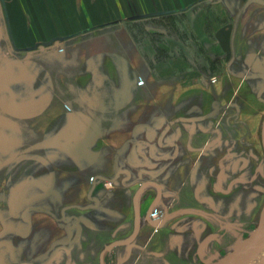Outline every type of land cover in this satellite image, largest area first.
Returning a JSON list of instances; mask_svg holds the SVG:
<instances>
[{"label": "crops", "instance_id": "crops-1", "mask_svg": "<svg viewBox=\"0 0 264 264\" xmlns=\"http://www.w3.org/2000/svg\"><path fill=\"white\" fill-rule=\"evenodd\" d=\"M164 13L221 69L139 47ZM263 212L264 0H0V264H213Z\"/></svg>", "mask_w": 264, "mask_h": 264}, {"label": "rangeland", "instance_id": "rangeland-1", "mask_svg": "<svg viewBox=\"0 0 264 264\" xmlns=\"http://www.w3.org/2000/svg\"><path fill=\"white\" fill-rule=\"evenodd\" d=\"M195 15V14H194ZM195 17L193 13L185 15L157 14L141 22L133 23L127 28L134 35L136 43L142 49H157L164 51L168 43L173 47L175 54L184 56L193 66L200 69L203 77L211 75L221 69L220 59L212 56V48L206 42H199L197 31L193 27ZM194 28V30H193ZM173 38L177 39L173 40ZM201 41V40H200ZM161 51V52H162ZM250 222V220H248ZM264 223V212L260 218L252 223L245 224L233 220V248L238 242L249 237L252 232ZM231 250V251H232ZM257 264H262L260 261Z\"/></svg>", "mask_w": 264, "mask_h": 264}, {"label": "water", "instance_id": "water-1", "mask_svg": "<svg viewBox=\"0 0 264 264\" xmlns=\"http://www.w3.org/2000/svg\"><path fill=\"white\" fill-rule=\"evenodd\" d=\"M264 243V223L259 225L252 234L237 243L235 248L227 255L221 257L213 264H249L259 257L258 247ZM260 262L264 264V255Z\"/></svg>", "mask_w": 264, "mask_h": 264}, {"label": "built area", "instance_id": "built-area-1", "mask_svg": "<svg viewBox=\"0 0 264 264\" xmlns=\"http://www.w3.org/2000/svg\"><path fill=\"white\" fill-rule=\"evenodd\" d=\"M140 82L143 83V80H141ZM91 179L93 180L94 176L91 177ZM96 179L99 180L100 182L104 183L107 186H110V184H111L109 179H105V178H96ZM164 215H165L164 210H162L160 208H155L153 210V213H152V219L154 221H156L157 223H159L163 219Z\"/></svg>", "mask_w": 264, "mask_h": 264}, {"label": "bare ground", "instance_id": "bare-ground-1", "mask_svg": "<svg viewBox=\"0 0 264 264\" xmlns=\"http://www.w3.org/2000/svg\"><path fill=\"white\" fill-rule=\"evenodd\" d=\"M259 257L253 259L249 264H257L262 255H264V243L258 247Z\"/></svg>", "mask_w": 264, "mask_h": 264}, {"label": "flooded vegetation", "instance_id": "flooded-vegetation-1", "mask_svg": "<svg viewBox=\"0 0 264 264\" xmlns=\"http://www.w3.org/2000/svg\"><path fill=\"white\" fill-rule=\"evenodd\" d=\"M92 177H93V176H92ZM96 178H105V177H97V176H94V179L92 180L91 177H90V180H91L92 182H96V181L98 182L99 180H97ZM105 179H108V178H105ZM109 180H110V182H111L110 186H107V185H105L104 183H102V182H100V181H99V182H100L101 185H104L105 187L110 188V187L113 185V183H112V180H111V179H109ZM154 209H155V208H154ZM154 209H153V210H154ZM160 209H161V208H160ZM162 210H164V209H162ZM164 211H165V210H164ZM152 213H153V212H152ZM165 215H166V211H165ZM165 215H164V217H165ZM164 217H163V218H164ZM152 220H153V219H152Z\"/></svg>", "mask_w": 264, "mask_h": 264}]
</instances>
